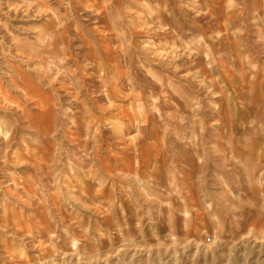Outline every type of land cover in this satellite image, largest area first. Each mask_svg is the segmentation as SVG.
<instances>
[{"label":"rangeland","instance_id":"rangeland-1","mask_svg":"<svg viewBox=\"0 0 264 264\" xmlns=\"http://www.w3.org/2000/svg\"><path fill=\"white\" fill-rule=\"evenodd\" d=\"M263 47L264 0H0V264H264L163 161Z\"/></svg>","mask_w":264,"mask_h":264},{"label":"crops","instance_id":"crops-1","mask_svg":"<svg viewBox=\"0 0 264 264\" xmlns=\"http://www.w3.org/2000/svg\"><path fill=\"white\" fill-rule=\"evenodd\" d=\"M244 53L243 65H232V57L219 65L213 81L218 109L207 127L186 131L191 144L181 140L187 149L179 156L164 148L166 175L174 164L182 169L191 230L229 212L230 220L264 234V47ZM156 154L152 164L162 158Z\"/></svg>","mask_w":264,"mask_h":264}]
</instances>
